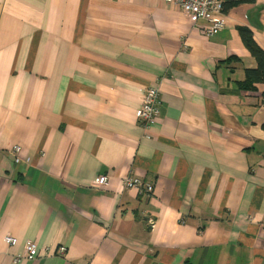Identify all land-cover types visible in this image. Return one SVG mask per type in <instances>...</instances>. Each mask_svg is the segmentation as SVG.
<instances>
[{
    "label": "crops",
    "instance_id": "0c3cea01",
    "mask_svg": "<svg viewBox=\"0 0 264 264\" xmlns=\"http://www.w3.org/2000/svg\"><path fill=\"white\" fill-rule=\"evenodd\" d=\"M204 25L161 0H0V264H264V84H240L239 36L264 50V0Z\"/></svg>",
    "mask_w": 264,
    "mask_h": 264
},
{
    "label": "built area",
    "instance_id": "2783aa9c",
    "mask_svg": "<svg viewBox=\"0 0 264 264\" xmlns=\"http://www.w3.org/2000/svg\"><path fill=\"white\" fill-rule=\"evenodd\" d=\"M165 4L177 6L188 20L196 25L200 21L204 22L203 33L206 37L213 36L224 29V13L222 12V0H162ZM160 110V95L159 90L155 86L147 88L142 98L141 105L135 112V117L142 126L146 129L151 124L155 123ZM13 153L19 152V147L13 148ZM107 185V176H98L92 181L94 188H101ZM123 185L126 190L136 189L139 194H151L153 187L144 180L128 176L123 179ZM153 226V223H150ZM4 243L7 246L14 247L17 245V239L12 236H6ZM65 249L59 247L56 254H63ZM38 256L36 245L28 242L24 246V252L21 255L15 256L13 262L18 263L22 259L33 260Z\"/></svg>",
    "mask_w": 264,
    "mask_h": 264
},
{
    "label": "trees",
    "instance_id": "16d2710c",
    "mask_svg": "<svg viewBox=\"0 0 264 264\" xmlns=\"http://www.w3.org/2000/svg\"><path fill=\"white\" fill-rule=\"evenodd\" d=\"M247 0H222V12L227 14L235 7L246 3ZM239 36L243 46L255 61V67L245 71L243 87H249L254 84H264V50L258 46L252 37V33L247 28H239ZM262 104L264 105V93L261 95ZM261 129L264 131V120L261 124Z\"/></svg>",
    "mask_w": 264,
    "mask_h": 264
},
{
    "label": "rangeland",
    "instance_id": "374dc122",
    "mask_svg": "<svg viewBox=\"0 0 264 264\" xmlns=\"http://www.w3.org/2000/svg\"><path fill=\"white\" fill-rule=\"evenodd\" d=\"M162 1V0H161ZM163 2V1H162ZM164 3V2H163ZM165 4V3H164ZM166 5H168V4H166ZM171 6H173V5H171ZM173 7H175V8H178V10H180V8L179 7H177V6H173ZM181 11V10H180ZM185 16V15H184ZM186 17V16H185ZM187 18V17H186ZM187 20H188V18H187ZM224 20V19H223ZM189 21V20H188ZM190 22V21H189ZM191 23V22H190ZM192 24V23H191ZM194 25V24H193ZM224 27H225V25H224ZM202 29H203V27H202ZM202 33H203V31H202ZM203 35H204V33H203ZM205 36V35H204ZM206 37V36H205Z\"/></svg>",
    "mask_w": 264,
    "mask_h": 264
},
{
    "label": "bare ground",
    "instance_id": "6f19581e",
    "mask_svg": "<svg viewBox=\"0 0 264 264\" xmlns=\"http://www.w3.org/2000/svg\"><path fill=\"white\" fill-rule=\"evenodd\" d=\"M151 223V222H150ZM150 223H149V225H150Z\"/></svg>",
    "mask_w": 264,
    "mask_h": 264
}]
</instances>
